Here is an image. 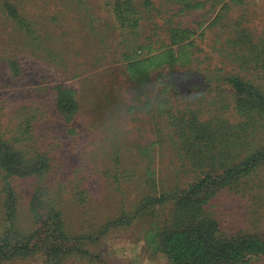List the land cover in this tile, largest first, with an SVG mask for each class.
Masks as SVG:
<instances>
[{"label":"trees","instance_id":"trees-1","mask_svg":"<svg viewBox=\"0 0 264 264\" xmlns=\"http://www.w3.org/2000/svg\"><path fill=\"white\" fill-rule=\"evenodd\" d=\"M157 1L108 3L119 32L113 59L125 76L120 82L133 94L127 109L149 116L154 135L148 140L124 149L123 135L113 130L106 138L110 149L81 150L91 165L68 173L69 185L55 175L60 137L48 139L39 132L41 108L35 98L30 101L32 95L6 128L0 122V264L12 258L109 264L92 246L109 232L134 225L146 247L169 264H264V31L256 35L243 24L244 6L252 0ZM0 10L29 45L39 40L36 23L11 0H0ZM205 22L224 31L222 48L236 70L218 76L215 87L201 85L205 90L193 94L197 104L187 103L192 97L177 86L178 77L205 73L204 50L197 41H204ZM48 53L49 62H61ZM6 64L12 81L7 86L26 78L19 61L7 59ZM223 85L231 91L230 119L216 106L219 95L210 96ZM154 86L161 88L153 93ZM48 91L63 131L77 136L82 109L77 90L60 82ZM108 95L104 101L110 110ZM108 114L114 121L117 115ZM128 189L135 195L127 198ZM117 195L116 214L100 217ZM225 196L247 199L246 214L240 212L244 228L224 220ZM72 210L79 219L69 218Z\"/></svg>","mask_w":264,"mask_h":264},{"label":"rangeland","instance_id":"rangeland-1","mask_svg":"<svg viewBox=\"0 0 264 264\" xmlns=\"http://www.w3.org/2000/svg\"><path fill=\"white\" fill-rule=\"evenodd\" d=\"M11 1L36 23L40 37L34 42L39 46L29 45V39H26L0 10V122L3 128L9 125V117L14 114V111L28 102V97L32 95L30 101L35 98L41 108L42 120L39 124V132L46 134L48 139L55 135L60 137L62 145L57 149L59 155L56 159L59 170L55 175L66 181L65 183L71 181L68 179V173H74L76 167L83 163L87 166L91 165L89 160L81 155V150L111 148L106 138L111 136L110 132L113 130L120 131L119 135H123L124 149H131L133 144H142L144 140L154 135L153 129L147 125L149 116L144 111L127 109L128 103L133 105V94L130 90L127 91L129 87L127 84L120 82L125 79V76L118 74L121 64L113 59L114 46L119 41V32L115 28V18L108 4L110 0ZM246 5L244 6L247 12L244 19L246 23L243 22V24L251 28L254 34L259 35L264 31V0H252ZM240 13L242 11L234 12L232 18ZM199 15L200 12L194 14L197 19ZM209 22H205L201 28L206 32L204 41L197 40L204 50L201 53V56L205 58V62L201 65L205 68L204 75H196L189 79L178 77L177 86L187 91V97H192V100L188 99L187 103L192 101L197 104V101H193L197 99L193 94L205 90L200 88L201 85L215 87L218 76L236 70L235 63L222 48L225 41L224 31L219 26H209ZM46 53L58 55L61 62H49ZM7 59H16L24 66L26 78L23 81L13 80V83L7 86V82L11 81L6 67ZM60 82L69 88L76 89L81 97L82 109L75 122L78 139L77 136H67L63 131V124L52 111V102H50L52 95L47 90ZM221 87L222 89L217 91L215 89L210 96L219 95L216 99L219 103L216 106L220 108L219 112H223L230 119L233 118V113L228 108L231 91L225 85ZM160 88L161 86H154L152 92L155 93ZM105 92L113 101L114 108L110 110L117 115L114 121V117L110 119L108 114L110 110L104 101ZM95 96H97V102L94 101ZM118 104L121 106H115ZM136 104L138 103L134 105ZM64 136L66 139L63 138ZM157 149H160V146ZM165 167L163 163L159 165L160 173L163 174ZM23 188L25 189V186ZM128 190L131 192L127 194V198L135 195L134 190ZM120 198V195H117L112 202H108L100 211V217L115 215ZM222 201L225 202V206L220 208L221 211L226 212L224 220L229 221L227 223L231 226L244 228L246 218L240 212L246 214L247 199L236 200L225 196ZM76 212L77 210L70 211L69 218L76 219L79 215ZM75 225H80L79 221ZM1 227L0 218V229ZM140 232L139 225L115 229L106 234L98 244L93 245L92 250L105 258L104 260L109 264H169L164 255L154 254L146 247ZM94 261L73 258V261L68 264H102ZM3 264L42 263L39 258H12Z\"/></svg>","mask_w":264,"mask_h":264}]
</instances>
